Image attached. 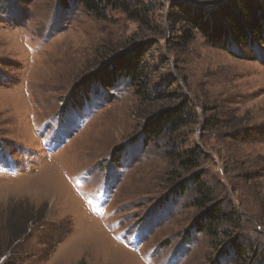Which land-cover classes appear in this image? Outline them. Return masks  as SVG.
I'll return each instance as SVG.
<instances>
[{
	"label": "rangeland",
	"instance_id": "obj_1",
	"mask_svg": "<svg viewBox=\"0 0 264 264\" xmlns=\"http://www.w3.org/2000/svg\"><path fill=\"white\" fill-rule=\"evenodd\" d=\"M120 1L0 0V264H264V45L212 46L182 11L214 26L236 0ZM133 51L137 78L70 107Z\"/></svg>",
	"mask_w": 264,
	"mask_h": 264
},
{
	"label": "trees",
	"instance_id": "obj_2",
	"mask_svg": "<svg viewBox=\"0 0 264 264\" xmlns=\"http://www.w3.org/2000/svg\"><path fill=\"white\" fill-rule=\"evenodd\" d=\"M76 2L82 3L86 8L93 13L98 14V10L110 7H122L120 0H75ZM235 6V7H234ZM233 7H227L223 11V23L218 22L214 26L210 24V20L203 16V11L194 9L189 11L187 9L182 10L188 18V23H191L192 28L199 30L204 38L215 47H222L223 49L229 46L243 47L245 45L261 44L264 45V0H236V4ZM190 14V16H189ZM138 53L133 51L132 54L125 53L120 58L113 61V72H109L108 76H97L96 80L88 82L85 86L81 87V90L77 92L79 95H75L73 102H70V107L81 108L84 101H87V95L90 93H97L99 89H107L113 87L118 80V77L129 75V77L135 79L136 74V61ZM73 109V108H72ZM179 109V110H178ZM181 113L180 108L172 111H166L161 116L149 121L145 130H142L143 135L148 140L159 136L167 127L169 129L176 125L181 124ZM175 126V127H176ZM176 130V129H175ZM196 192L199 193L200 198L194 202V206L202 210L206 205V209L193 223V227H197L201 230H207L211 233L216 231L212 226L217 223H223L230 220L231 216L221 212V207L218 203L212 202L213 198L209 189L204 186L198 185ZM20 225L15 224L16 221L11 220L10 224V236L9 240L13 241L17 237H20L26 233L25 224L27 218H18ZM24 224L22 225V222ZM203 221V224L201 222ZM32 222V221H31ZM37 223V222H36ZM9 229V227H8ZM233 252L239 253L241 249L237 248L234 244L232 246Z\"/></svg>",
	"mask_w": 264,
	"mask_h": 264
},
{
	"label": "bare ground",
	"instance_id": "obj_3",
	"mask_svg": "<svg viewBox=\"0 0 264 264\" xmlns=\"http://www.w3.org/2000/svg\"><path fill=\"white\" fill-rule=\"evenodd\" d=\"M114 259H115V258H114ZM114 259H113V260H114Z\"/></svg>",
	"mask_w": 264,
	"mask_h": 264
}]
</instances>
